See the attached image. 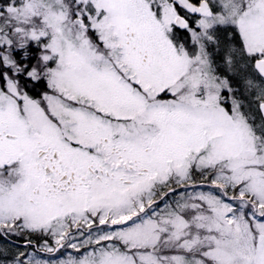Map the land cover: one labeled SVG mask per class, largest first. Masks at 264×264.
<instances>
[{
	"label": "snow or ice",
	"instance_id": "6c2138e0",
	"mask_svg": "<svg viewBox=\"0 0 264 264\" xmlns=\"http://www.w3.org/2000/svg\"><path fill=\"white\" fill-rule=\"evenodd\" d=\"M33 235L0 264H264V0H0V238Z\"/></svg>",
	"mask_w": 264,
	"mask_h": 264
},
{
	"label": "rangeland",
	"instance_id": "374dc122",
	"mask_svg": "<svg viewBox=\"0 0 264 264\" xmlns=\"http://www.w3.org/2000/svg\"><path fill=\"white\" fill-rule=\"evenodd\" d=\"M194 19V18H192ZM194 26V24H193ZM179 30V29H178ZM183 31V30H182ZM184 32V31H183ZM177 35L178 38L181 40V42H185L186 46H188L190 49L195 47L193 45H191V41H190V34L187 32L181 33L179 31H177ZM222 70V69H221ZM201 185H203V187H201ZM193 190L195 191H207L208 187L206 185L205 182L198 180L197 181V187L195 189H192L191 187L188 189H184V188H178L177 191L181 192V193H187V192H192ZM165 199H167V197H165ZM162 205V201L160 202ZM96 226H93V228L95 229ZM102 228H106L107 226H101ZM89 230L85 231V235L83 236H78L77 239L74 241L77 244H80L84 239L87 238V232ZM33 240V244L37 245L35 247L28 245L27 247H25V238L24 237H9L8 239H4V238H0V247H8L10 253L15 254L18 251H26L28 253H31L32 251L36 250V247H38L39 245L44 243V239H47L49 245L55 247L54 244V240L51 237H47V238H41L38 240L37 238H39V236L37 235H33L32 237H30ZM102 243H107V242H102ZM91 247V246H90ZM81 251H85V249H81ZM169 254H174V253H169ZM42 258H52L51 254H46V253H40ZM79 253L76 252L75 249L71 248V247H67V245L64 248L59 249V251H57L55 253L56 257H59L61 259H68L69 256H78ZM12 256H9V260H11ZM26 258V257H25Z\"/></svg>",
	"mask_w": 264,
	"mask_h": 264
},
{
	"label": "trees",
	"instance_id": "16d2710c",
	"mask_svg": "<svg viewBox=\"0 0 264 264\" xmlns=\"http://www.w3.org/2000/svg\"><path fill=\"white\" fill-rule=\"evenodd\" d=\"M177 31H179L181 33L185 32V31L183 32L182 30H177ZM31 50H32V53H33V61H34L35 60V56L39 53L40 50L36 49L35 45L31 46ZM26 90L29 92L30 95L34 96L35 98H40L39 94L44 92V91H46L47 89H46V86L45 87H40V86H36V85H34L32 83H29ZM37 239L39 240L40 237L37 238ZM37 243L38 242H36V244H32L30 246L35 247L37 245Z\"/></svg>",
	"mask_w": 264,
	"mask_h": 264
},
{
	"label": "flooded vegetation",
	"instance_id": "af4514ba",
	"mask_svg": "<svg viewBox=\"0 0 264 264\" xmlns=\"http://www.w3.org/2000/svg\"><path fill=\"white\" fill-rule=\"evenodd\" d=\"M192 18H194V17H192ZM192 18H191V19H192ZM190 22H191V21H190ZM183 31H184V30H183ZM94 226H95V225H94Z\"/></svg>",
	"mask_w": 264,
	"mask_h": 264
}]
</instances>
